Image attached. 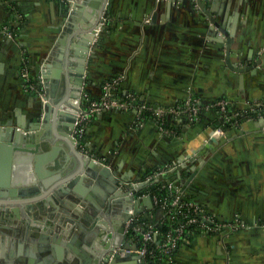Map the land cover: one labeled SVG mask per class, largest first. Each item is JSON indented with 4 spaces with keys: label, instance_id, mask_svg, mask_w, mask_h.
Wrapping results in <instances>:
<instances>
[{
    "label": "crops",
    "instance_id": "crops-1",
    "mask_svg": "<svg viewBox=\"0 0 264 264\" xmlns=\"http://www.w3.org/2000/svg\"><path fill=\"white\" fill-rule=\"evenodd\" d=\"M202 3L107 0L108 20L92 45L83 96L99 99L104 83L123 75L118 96L130 93L168 111L195 97L202 109L196 121L168 114L170 133L153 117L136 125L134 108L106 109L91 119L82 142L127 175V186L173 166L158 179L173 182L216 221L236 225L226 233L186 230L174 264H264V0ZM61 21V0H0V123L36 124L40 95L26 85L40 80ZM216 22L231 33L229 43ZM224 98L239 113L238 125L224 127L215 107ZM138 207L151 221L161 217L148 201ZM133 257L120 255L117 264H140Z\"/></svg>",
    "mask_w": 264,
    "mask_h": 264
},
{
    "label": "water",
    "instance_id": "water-1",
    "mask_svg": "<svg viewBox=\"0 0 264 264\" xmlns=\"http://www.w3.org/2000/svg\"><path fill=\"white\" fill-rule=\"evenodd\" d=\"M106 2L61 0V26L38 69L46 93L32 113L36 124L0 123V264H101L110 230L122 233L130 208L153 205L151 196L121 189L128 176L82 151L73 134ZM216 24L229 43L231 33Z\"/></svg>",
    "mask_w": 264,
    "mask_h": 264
},
{
    "label": "built area",
    "instance_id": "built-area-1",
    "mask_svg": "<svg viewBox=\"0 0 264 264\" xmlns=\"http://www.w3.org/2000/svg\"><path fill=\"white\" fill-rule=\"evenodd\" d=\"M108 16L106 14V4L102 12L100 21L95 30L98 35L106 26ZM96 37V38H97ZM25 77L28 76L24 73ZM123 75H119L112 80H109L103 85V92L99 99L87 98L83 96V105L80 112L77 115L73 134L80 143V149L86 152V147L83 144V135L91 119L98 113L110 108L129 110L134 108L137 112L136 125H141L145 118L153 117L159 122L160 128L170 133L171 129L166 127L164 116L166 114H174L178 116H186L191 121H196L201 113V106L199 100L195 97H188L181 105L171 110H164L162 108L151 109L150 106L137 101V97L133 94H127L126 96L116 95V88L122 81ZM33 81L28 80L26 88L31 91H36L45 95V87L39 86ZM39 86V88H38ZM37 92V91H36ZM230 100L224 98L215 104V107L221 111L223 115V124L226 126L227 122H231V125H238L240 119L237 118L238 112L229 111ZM259 109L264 110V105L259 106ZM233 119L234 122L232 121ZM172 167L158 169L151 175L145 176L140 181L122 184L121 189L132 187L134 196L142 198L151 196L153 205L160 210L161 217L156 221H151L139 212H135L134 208H130V217L124 224L122 233L115 232L112 229V242L111 248L106 250L102 255L101 264H110L113 259L120 255H132L140 264H152L151 259L156 253L160 252L165 256H169V261H172V254L174 250L183 239L184 233L191 225H196L205 231H224L231 232L236 225L232 222L220 223L213 217L208 215L205 210L195 204L193 201L187 200L181 193L180 189L173 183L167 182V189L171 192V198L161 199L157 195H151L149 192L138 195L140 188H136L141 183H150L154 179L170 172ZM146 184V185H147ZM165 219L170 221L171 227L165 238L159 236V224ZM156 242V244H155ZM154 264H162L161 262H155Z\"/></svg>",
    "mask_w": 264,
    "mask_h": 264
},
{
    "label": "trees",
    "instance_id": "trees-1",
    "mask_svg": "<svg viewBox=\"0 0 264 264\" xmlns=\"http://www.w3.org/2000/svg\"><path fill=\"white\" fill-rule=\"evenodd\" d=\"M168 114H166L164 116V120L167 123V117ZM238 119H240V117L237 116ZM233 119L232 121L234 122ZM231 126V122H227L225 127ZM83 140V138H82ZM149 192L151 195H157L159 198L164 199V198H171V192L167 189V182L160 180V179H154L153 181H151L150 183H148L143 189H140L138 191V194H142V193H147ZM171 224L170 221H168L167 219H165L161 224H159L158 228H159V236L161 238H165V236L167 235L168 231L170 230ZM200 227H197L196 225H191L187 228L188 231H192L195 230H199ZM185 235V233H184ZM156 244V242H155ZM151 259V263L154 264L155 262H161L162 264H174V253L172 254V261H169V256H165L162 253L158 252L156 253V255Z\"/></svg>",
    "mask_w": 264,
    "mask_h": 264
},
{
    "label": "rangeland",
    "instance_id": "rangeland-1",
    "mask_svg": "<svg viewBox=\"0 0 264 264\" xmlns=\"http://www.w3.org/2000/svg\"><path fill=\"white\" fill-rule=\"evenodd\" d=\"M37 84H40L39 86H40V88L41 87H43V84H42V81L41 80H39L38 82H37ZM39 86H38V88H39ZM37 92H38V90H36ZM35 91V92H36ZM38 94L41 96V94L38 92ZM134 258V257H133Z\"/></svg>",
    "mask_w": 264,
    "mask_h": 264
},
{
    "label": "bare ground",
    "instance_id": "bare-ground-1",
    "mask_svg": "<svg viewBox=\"0 0 264 264\" xmlns=\"http://www.w3.org/2000/svg\"><path fill=\"white\" fill-rule=\"evenodd\" d=\"M97 34H98L97 30H94V36H95V38H96Z\"/></svg>",
    "mask_w": 264,
    "mask_h": 264
}]
</instances>
